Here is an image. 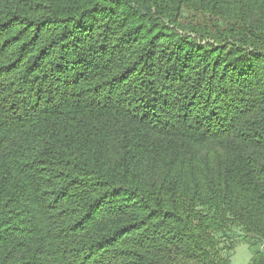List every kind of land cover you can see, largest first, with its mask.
Masks as SVG:
<instances>
[{
	"label": "trees",
	"instance_id": "trees-1",
	"mask_svg": "<svg viewBox=\"0 0 264 264\" xmlns=\"http://www.w3.org/2000/svg\"><path fill=\"white\" fill-rule=\"evenodd\" d=\"M236 230L264 243V0H0V264H231Z\"/></svg>",
	"mask_w": 264,
	"mask_h": 264
},
{
	"label": "rangeland",
	"instance_id": "rangeland-1",
	"mask_svg": "<svg viewBox=\"0 0 264 264\" xmlns=\"http://www.w3.org/2000/svg\"><path fill=\"white\" fill-rule=\"evenodd\" d=\"M241 236L242 232L240 230H236L233 233V237L236 240V249L231 264H253L254 257H256L257 259L261 255L264 256V252H262L260 248L254 250L250 248L247 244L243 243L240 239Z\"/></svg>",
	"mask_w": 264,
	"mask_h": 264
},
{
	"label": "built area",
	"instance_id": "built-area-1",
	"mask_svg": "<svg viewBox=\"0 0 264 264\" xmlns=\"http://www.w3.org/2000/svg\"><path fill=\"white\" fill-rule=\"evenodd\" d=\"M259 248H260V250H261L262 252H264V243H262V244L259 246Z\"/></svg>",
	"mask_w": 264,
	"mask_h": 264
}]
</instances>
